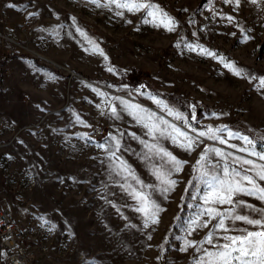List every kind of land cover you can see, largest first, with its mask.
Wrapping results in <instances>:
<instances>
[{
  "label": "rangeland",
  "instance_id": "rangeland-1",
  "mask_svg": "<svg viewBox=\"0 0 264 264\" xmlns=\"http://www.w3.org/2000/svg\"><path fill=\"white\" fill-rule=\"evenodd\" d=\"M105 2L100 0L101 5ZM152 2L175 19L174 32L143 23V12L125 11L121 18L115 12L122 10L114 5L109 10L89 0H0V17L11 30L8 35L16 37L19 24L27 22L33 28L30 42L34 46L24 56L59 74L64 85L62 98L54 93L50 97L60 101L54 108L38 102L36 108L41 111L26 113L25 118L13 114L17 118L13 126L0 122V204H8L25 225L30 264H193L199 253L194 248L181 251L185 240L200 241L208 231L187 233L200 204L192 198L196 189L189 181L197 183L193 166L204 145L189 155L162 141L187 163L172 176L177 181L174 190L162 194L158 188L146 189L162 211L159 222L145 228L144 218L134 211L135 201L120 186L124 181L111 173L105 153L95 143H104L110 134L125 133L126 150L118 155L145 184L158 185L150 170L159 161L141 159L142 145L127 133L143 136V130L125 112L121 111L119 120L102 114L107 106L97 107L101 97L93 88L105 92L118 110L121 106L112 98L159 112L137 89L158 96L189 119L194 105V127L227 125L248 135L257 142V150L264 151V89L257 90L258 81L237 77L218 59L185 47L187 43L203 45L249 75L264 76V0L257 4L241 0L238 8L224 0ZM77 28L103 49L107 61L85 51L91 46ZM130 68L138 74L121 84L117 69ZM50 86L57 88L53 82ZM76 116L91 127L77 123ZM95 130L101 131L99 139L91 136ZM85 136L91 141L81 138ZM229 143L241 145L239 140ZM205 144L246 156L213 141ZM241 198L264 207L254 198ZM9 256L0 241V264H8Z\"/></svg>",
  "mask_w": 264,
  "mask_h": 264
},
{
  "label": "snow or ice",
  "instance_id": "snow-or-ice-1",
  "mask_svg": "<svg viewBox=\"0 0 264 264\" xmlns=\"http://www.w3.org/2000/svg\"><path fill=\"white\" fill-rule=\"evenodd\" d=\"M89 2L97 7H107L109 10L114 5L116 9L122 10L115 12V15L121 18H123L125 11L132 14L143 12V23L162 27L168 32H174L178 26L175 19L163 11L159 5L153 3L152 0H106L103 5H101L100 0H89ZM224 2L234 4L237 8L241 4V0H224ZM247 2L257 4L259 0H247ZM9 6L15 7V5ZM225 19L231 22L234 17L227 16ZM127 23H131V21L129 20ZM76 31L91 46L85 51L98 54L105 61L108 60L103 49L86 32L80 28H77ZM249 38L245 37V40ZM185 47L189 51L199 49L198 54L218 59L233 75L241 78L246 77L250 83L258 81L257 90L264 89V76L249 75L234 61H227L225 57L219 56L203 45L187 43ZM107 71L113 72L114 69L107 67ZM92 90L101 97V104H98L97 107L103 109L104 106H107V112L102 110V114L119 120L121 119V111L125 112L143 130V136L137 135L135 132L127 133L133 140L142 145L144 152L141 159L159 161L158 164L154 163L150 170L158 181V185L145 184L135 174L127 161L118 155L124 149L122 138L125 133L110 134L104 143H95V146L105 153L111 173L124 181L120 186L135 201L134 211L144 218V227L157 224L159 222L158 215L162 211L156 201L152 199L151 192L146 191V189L156 190L158 188L162 194L174 190L177 181L172 179V176L180 173L187 163L169 151L162 141H168L189 155L204 145L193 166L194 172L197 173L193 179L197 183L192 184V181H189V186L196 189L192 198L199 200L200 204L198 206L199 211L189 224L187 233L192 235L197 229L205 228L208 231L200 241L186 239L181 251L194 248L199 253L194 258L193 264H264V207H257L241 198L251 197L264 204V163H257V161H264V151L257 150V142L248 135L233 131L227 125L218 127L209 125L206 129L194 127L192 122L197 120L194 105L192 106L191 119H189L183 112L170 107L158 96L140 92L137 89L136 92L152 101L159 112L120 97L112 98V100L119 102L121 107L118 110L116 104L107 98L105 92L95 88ZM160 113H166L167 116L172 117V120L166 119L165 115ZM173 121L181 122L183 127ZM76 122L91 127L79 116H76ZM81 138L91 141V137ZM261 139L264 140V137ZM206 140L236 149L246 153V156H237L234 152L209 146L205 144ZM231 140H239L241 145L229 143ZM247 156L256 159H248ZM244 210H247V213Z\"/></svg>",
  "mask_w": 264,
  "mask_h": 264
},
{
  "label": "crops",
  "instance_id": "crops-1",
  "mask_svg": "<svg viewBox=\"0 0 264 264\" xmlns=\"http://www.w3.org/2000/svg\"><path fill=\"white\" fill-rule=\"evenodd\" d=\"M7 23L5 19L0 23V53L5 46L16 48L15 43L24 44L19 31H16V37L8 35L11 30ZM6 30L8 33L5 32ZM32 46L34 43L28 42L29 51ZM50 82L55 83L57 88L53 89ZM53 93L63 97L62 78L49 68L40 65L30 55L11 58L4 64L0 62V122L3 124L9 126L16 124L17 118L13 114L25 118L26 113L41 111L36 108L38 102L46 106L51 105L52 108L59 105V100L50 99L54 96ZM38 96H41L42 100L38 101ZM28 99L30 103L26 104ZM16 126L20 127V125ZM4 135L8 134L4 133Z\"/></svg>",
  "mask_w": 264,
  "mask_h": 264
},
{
  "label": "built area",
  "instance_id": "built-area-1",
  "mask_svg": "<svg viewBox=\"0 0 264 264\" xmlns=\"http://www.w3.org/2000/svg\"><path fill=\"white\" fill-rule=\"evenodd\" d=\"M4 22V17L0 18V23ZM19 34L24 40V44L15 43L16 48L3 47L0 53V62L6 63L11 58L24 55L29 51L28 42L33 37V28L27 22H21L18 26ZM91 136L99 139L100 130L92 132ZM26 229L19 216L13 212L8 204H0V241L2 248L10 253L8 264H30L32 256L29 255L25 244Z\"/></svg>",
  "mask_w": 264,
  "mask_h": 264
},
{
  "label": "trees",
  "instance_id": "trees-1",
  "mask_svg": "<svg viewBox=\"0 0 264 264\" xmlns=\"http://www.w3.org/2000/svg\"><path fill=\"white\" fill-rule=\"evenodd\" d=\"M138 70L136 68H130V70H121L117 69V75L119 77V82L121 84H128L129 83V76H133L138 74ZM133 85H137V83H134Z\"/></svg>",
  "mask_w": 264,
  "mask_h": 264
}]
</instances>
